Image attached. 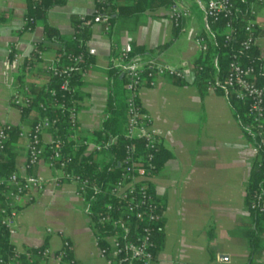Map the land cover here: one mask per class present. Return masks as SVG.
Returning <instances> with one entry per match:
<instances>
[{"label":"crops","instance_id":"crops-1","mask_svg":"<svg viewBox=\"0 0 264 264\" xmlns=\"http://www.w3.org/2000/svg\"><path fill=\"white\" fill-rule=\"evenodd\" d=\"M151 1V0H150ZM189 8L175 27L167 7L146 8L130 16H116L108 32L100 22L90 26L87 41L94 62L83 75L78 101V132L89 137L99 129L107 99V71L122 48L135 44L146 50L144 58L174 67H185L189 80L175 83L158 78L144 85L139 102L159 130V145L170 152L152 181L163 206V243L153 264H264V233L257 252L250 257L245 237L252 225L245 203V188L254 154L244 131L232 114L227 98L216 92L201 93L191 81L193 65L201 50L195 36L207 28V19L195 0H181ZM95 0H65L47 12L48 22L64 38L73 36V21L94 9ZM258 28L255 40L264 70V4L251 3ZM26 0H0V125L19 126L22 135L12 143L16 170L23 172L31 116L22 117L11 102L15 90L41 87L48 81L44 69L53 60L56 45L45 40L42 23L22 30ZM42 42V58L26 69L24 58L9 64V49L28 55ZM42 144L51 142L48 131ZM32 173L45 180L41 190L27 192L16 206L14 230L9 240L18 253L46 244L51 252L68 240L76 264H105L98 254L95 232L75 185L60 179V172L40 161ZM56 178V180H55ZM50 229V231L48 230ZM226 259L219 260V256ZM39 264H65L40 258ZM131 264H137L132 262Z\"/></svg>","mask_w":264,"mask_h":264},{"label":"trees","instance_id":"trees-1","mask_svg":"<svg viewBox=\"0 0 264 264\" xmlns=\"http://www.w3.org/2000/svg\"><path fill=\"white\" fill-rule=\"evenodd\" d=\"M65 0H26V19H32L22 26V30H31L36 21H40L44 30L46 41L56 45L55 56L53 58L54 66L62 71L66 66L72 63V57L81 55L82 59L79 65L81 70H75L68 77L64 72L52 75L47 83L41 87L30 86L29 92L33 96L34 103L28 107H20L21 116H31L32 126L43 116L55 119L49 128L52 140L43 145V158L47 160L53 149H59L62 153L61 159L67 161V168L84 179H88L90 185L98 186L99 191L88 188L84 193L83 201L86 212L95 220V214L100 206L107 203L110 199V187L121 178L122 169L118 163L122 160L125 153V146L132 144L135 154L141 153L145 149V140L142 138L127 139L123 136L126 125V91L124 88L125 77L121 76L118 68L112 64L107 71V99L104 108V115L99 129L92 131L89 137L78 136L81 139H88L95 143L107 142L112 136L117 135L115 144L108 146L100 151H87L86 145H78L73 149L74 142L69 140L70 127L68 124V114L66 107L76 105L82 98L80 87L83 85V75L94 62V58L88 50L87 41L90 38V26L99 22L101 15L109 16L110 24L116 16H130L146 8H154L159 5L168 6V0H95L94 10L86 14L83 19H75L73 36L64 38L59 33L57 27L48 22L47 12L54 5L63 4ZM233 6L232 16L218 15L214 20H207V28L199 34L203 37V43L206 46L204 52L195 60V76L193 83L201 93L207 92V83L214 76L221 80L230 72V62L234 59L240 62L243 67H252L253 74L251 80L260 87H264L263 61L255 43L248 47L242 46V41L247 37L244 31L245 17L247 16L250 4L253 0H231ZM29 28V29H28ZM257 28V34H258ZM264 32V31H263ZM43 43L37 42L39 49L43 50ZM146 50L135 44H131L126 54V60L137 56H143ZM34 58L31 56L30 59ZM214 59L217 63H214ZM29 59H25V65ZM146 77V75H145ZM68 79V89L63 90L61 84L64 79ZM147 79V78H146ZM175 83L182 84L186 82L173 78ZM213 92L224 95L227 98L232 114L241 125L245 137L254 141V138L247 130L250 124V99L241 100L237 98L234 92L223 93L222 88H216ZM42 102L46 108L40 109L37 104ZM64 103V107L59 104ZM264 130V96H263V120L261 122ZM30 128V129H31ZM8 139L0 149V180L6 179L12 172L16 171L15 152L12 143L16 141L20 134L19 126L8 125ZM156 153V170L162 163L170 157V152L163 150L160 145ZM32 172V171H29ZM4 187L0 185V205L6 206L7 202L3 196ZM261 195L264 198V145L260 146L258 152L254 155L250 175L245 188V203L247 206L254 197ZM162 205V204H161ZM16 208V206H15ZM163 209V206H162ZM249 218L252 225L246 227L245 237L250 248V257L257 252L260 246V237L264 233V214L258 210L249 209ZM124 221L134 229L135 232L141 231L142 226L149 225L153 228V240L155 248L153 253L161 247L163 243V219L157 223L148 220H138L131 217ZM97 235L101 237L113 232L109 226H95ZM9 229L1 224L0 217V258L8 260L13 257L20 264H39L40 256L46 244L39 247L29 248L24 253H18L14 245L9 240ZM99 246L108 247L107 241L102 238L98 242ZM123 255H119L122 257ZM61 262L65 264H76L73 260L71 250H69ZM121 264H126L122 261Z\"/></svg>","mask_w":264,"mask_h":264},{"label":"built area","instance_id":"built-area-1","mask_svg":"<svg viewBox=\"0 0 264 264\" xmlns=\"http://www.w3.org/2000/svg\"><path fill=\"white\" fill-rule=\"evenodd\" d=\"M168 1V16L175 27H180L182 21L189 16V8L181 0ZM195 2L207 20H214L218 15L232 16L231 9L233 4L231 0H195ZM252 3L263 5L264 0H253ZM91 11L82 14L80 19H83ZM255 13L256 11L253 6H250L249 12L244 19V31L247 34V37L242 41V46L244 47L255 43L257 37V26L254 21ZM31 21L32 19L30 18H24L23 25ZM99 22L103 25L104 31L108 32L111 26L109 16L105 14L101 15ZM195 42L199 49L204 52L206 46L200 34L195 36ZM127 52V47L122 48L112 60V65L118 68L120 73L125 77L124 88L126 91L127 120L123 136L127 139H144L145 149L141 153L135 154L132 144L125 146L124 157L118 163L122 169L121 178L110 187L108 192L110 199L99 207L95 214V220L90 218L95 232L98 254L105 260V264H121L123 260L126 261V264H131L132 262H136L137 264H153L155 256L153 248L156 246L152 235L153 228L149 225H144L141 231L135 232L134 229L132 230L130 224L124 221V219L127 220L134 217L138 220H148L149 222L157 223L163 219L162 205L156 197L152 181L156 172L155 158L159 149V130L154 125L150 114L141 106L139 91L144 85L149 87L155 86L158 78H177L183 81H187L189 78L185 67L162 64L153 58H144L143 56L126 60ZM42 53L43 51L39 49L36 43L32 45L30 53L26 56L9 49L11 58L9 59V64L22 58H24V61L25 59H29L23 65L26 69H29L35 60L42 58ZM31 56L34 58L30 59ZM71 59L72 63L62 71L54 66L52 60L46 63L44 69L48 78L61 72H64L66 77H68L71 72L81 70L82 67L79 65V62L82 56H73ZM214 63H217L216 59H214ZM229 67L230 72L224 80H221L218 76H214L208 81L206 90L213 92L218 87L222 88L224 94L231 91L241 100L245 98L250 99L249 110L251 121L246 128L254 138V141L247 140V144L249 150L255 155L260 146L264 145V130L261 126L263 120L264 87L257 86L251 80L253 74L252 67H243L236 59L230 62ZM194 76L195 66L193 65L192 82L194 81ZM61 88L63 90L68 89L67 78L62 82ZM11 102L18 108L28 107L34 103V99L28 89L24 91L15 90L11 95ZM37 106L42 110L46 108L42 102H39ZM59 106L64 107V103H60ZM66 109L70 127L68 138L74 142L73 149L78 145H86L87 151H100L116 143L117 135L112 136L104 143H95L88 139L79 138L78 107L70 105ZM55 121V119L43 116L34 123L27 135V155L23 172L20 173L16 170L6 179L0 180V185L4 187L3 196L7 202L6 206L0 205L1 224H4L10 233L14 230L15 202L19 201L27 192L41 190L44 186L45 180L43 177L29 171H32L40 161L45 160L42 156L44 146L41 135ZM7 128V124L0 125V149L3 148L4 142L9 137ZM19 135H22V133L20 132ZM61 157V151L53 149L45 161L51 169L60 172V179L69 181L75 185V193L82 201L85 200L84 193L88 188H93L96 191L100 190L98 186L90 185L88 179H84L80 175L75 174L71 169H68L67 161L61 159ZM249 209H256L264 214V198H261V195H254L248 205ZM95 226H109L113 232L101 237L97 235ZM48 230L50 231V229ZM102 238L107 241L108 247L99 246L98 242ZM69 250H71L69 241L63 240L62 247L56 252H51L48 248H44L38 255L41 258H53L57 261H62ZM120 254L123 256L119 257ZM0 264L20 263L11 257L8 260L0 258Z\"/></svg>","mask_w":264,"mask_h":264},{"label":"water","instance_id":"water-1","mask_svg":"<svg viewBox=\"0 0 264 264\" xmlns=\"http://www.w3.org/2000/svg\"><path fill=\"white\" fill-rule=\"evenodd\" d=\"M122 76H123V75L121 74L120 77H122ZM224 259H226L225 256H223V255L219 256V260H224Z\"/></svg>","mask_w":264,"mask_h":264}]
</instances>
